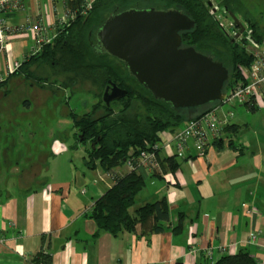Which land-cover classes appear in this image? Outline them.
I'll return each instance as SVG.
<instances>
[{
    "label": "crops",
    "instance_id": "obj_1",
    "mask_svg": "<svg viewBox=\"0 0 264 264\" xmlns=\"http://www.w3.org/2000/svg\"><path fill=\"white\" fill-rule=\"evenodd\" d=\"M22 3V9L8 17L9 28L29 21L47 27L65 15L63 0ZM243 5L264 27V1L245 0ZM213 14L224 26H233L228 12ZM47 30L53 39L56 30ZM11 36L7 56L11 62L22 61L35 43V34ZM259 51L264 52V43ZM6 65L5 54L0 55V74ZM236 106L230 123L235 133L228 135L238 149L222 143L201 155L188 140L180 158L173 133L165 132L160 135L157 157L176 158L175 173H165L173 183L147 168H136L144 186L135 196L132 211L161 198L167 201L169 220L158 233L151 231L149 222L117 236L97 234L88 216L90 208L114 181L100 167L85 166L84 150L74 158L66 138L49 139L41 167L21 164L14 151L9 156L1 154L0 238L5 245L0 246V264H32L31 257L42 251L51 256L50 264H204L239 250L264 264V248L247 241L251 234L261 245L264 242V102L252 109ZM67 124L66 119L60 121ZM116 171L127 173L128 164ZM243 207L251 214L244 213Z\"/></svg>",
    "mask_w": 264,
    "mask_h": 264
},
{
    "label": "trees",
    "instance_id": "obj_2",
    "mask_svg": "<svg viewBox=\"0 0 264 264\" xmlns=\"http://www.w3.org/2000/svg\"><path fill=\"white\" fill-rule=\"evenodd\" d=\"M144 1L157 3L160 6L150 7L158 9H177L195 22L192 30L181 34L182 45L193 47L197 52L230 66L225 91L240 80V68L249 66L254 59L249 42L262 44L264 41V27L246 10L243 5L245 0H95L92 3L86 0H63L65 21L57 26L53 39L36 54L26 56L16 70L0 81V88L16 77H22L35 85L40 83L41 78L29 71L37 63L48 64L66 73L67 82L62 84L66 88L84 82L102 88L95 96L97 102L91 105L89 111L79 114L70 110L67 118L71 123L69 137L73 139L69 147L75 150L82 146L85 166L90 169L100 167L114 181V185L94 202L88 215L97 227V234L103 232L117 236L121 232H132L137 225L143 227L149 222H152L151 231H162V226L169 220L165 198L132 211L135 196L144 186V180L136 170V158L159 142L163 133L176 132L188 121L200 118L214 105L221 103L190 110L174 109L168 103L155 99L132 77L124 76L122 69L109 56L98 51L95 32L104 21L112 14L129 8H144L140 5ZM212 9L228 12L243 24L245 31L240 38L234 39L231 36L234 34L220 25ZM234 30L238 32V29ZM108 81L126 89L127 94L106 106L101 92ZM246 106L254 108V105ZM232 108L222 107L225 112H233ZM197 110L199 112L192 116V111ZM234 127L229 124L225 128L227 135L235 133ZM213 144L219 148L222 141L215 140ZM227 145L238 149L232 140ZM157 158L158 170L149 169L153 175L161 177L167 172L175 173L178 168L175 157ZM124 164L131 165V169L118 174L117 168ZM31 262L50 264L51 256L42 251L33 255ZM204 264L260 263L248 252L239 250L233 255H221Z\"/></svg>",
    "mask_w": 264,
    "mask_h": 264
},
{
    "label": "water",
    "instance_id": "obj_3",
    "mask_svg": "<svg viewBox=\"0 0 264 264\" xmlns=\"http://www.w3.org/2000/svg\"><path fill=\"white\" fill-rule=\"evenodd\" d=\"M228 16L238 39L245 28L234 15ZM194 25L177 9L129 8L104 21L95 32L96 46L120 62L155 99L178 110L200 108L224 99L229 71L211 56L182 45L181 34ZM126 94V89L108 81L102 99L108 106Z\"/></svg>",
    "mask_w": 264,
    "mask_h": 264
},
{
    "label": "rangeland",
    "instance_id": "obj_4",
    "mask_svg": "<svg viewBox=\"0 0 264 264\" xmlns=\"http://www.w3.org/2000/svg\"><path fill=\"white\" fill-rule=\"evenodd\" d=\"M140 5L145 8L158 4L144 1ZM231 30L235 34V30ZM224 66L229 70V65ZM29 71L41 78L38 86L16 77L0 88V156H9L14 151L21 164L41 167L44 155L49 151V139L66 138L67 146L72 144L69 137L71 123L65 126L60 125V121L67 120L70 110L79 114L89 111L91 105L97 102L95 96L102 88L87 82L66 88L62 84L67 82V74L44 63L32 65ZM106 86L101 92L102 97ZM237 107L232 108L234 114ZM196 112L199 111H192V116ZM83 150L81 146L71 151L75 158ZM73 163L76 164L74 160ZM42 177L45 175L42 174Z\"/></svg>",
    "mask_w": 264,
    "mask_h": 264
},
{
    "label": "built area",
    "instance_id": "obj_5",
    "mask_svg": "<svg viewBox=\"0 0 264 264\" xmlns=\"http://www.w3.org/2000/svg\"><path fill=\"white\" fill-rule=\"evenodd\" d=\"M89 5V4H88ZM22 0H0V55L5 54L7 58V65L4 67L3 73L0 74V81L6 76L10 75L14 70L19 67L20 61H13L8 53V40L16 32L32 31L35 34V43L29 50V55L36 54L42 46L49 43L52 37L49 36L47 28L57 30V26L61 25L65 21V15L59 18L57 24L53 23L47 27H38L29 21L28 23L18 26L14 29L9 28L7 25V19L10 15L18 12L22 9ZM220 25L232 32L231 27L224 26L221 22ZM234 29V28H233ZM233 34V32H232ZM264 41L262 42V44ZM255 42H249V50L254 55V59L249 66L240 68V80L228 88L225 91V97L220 104L214 105L209 111H207L200 118H196L188 121L181 129L177 130L172 135V142L176 148L177 154L180 158L186 148L188 140H192L196 150L202 155L211 152L214 149L213 142L215 140H221L222 143L227 144L232 138L231 135H227L225 128L230 124L234 118L232 111H224L223 106L232 108L236 105H254L258 106L264 102V52L259 51V46ZM162 148L159 142L152 145L149 151H144L136 158V168H147L158 170L156 159L157 153ZM131 169V165H128ZM167 182L173 183L169 175L162 174ZM92 209V207L90 208ZM242 211L246 214H251V210L246 207L242 208ZM247 241L253 243L258 248H264V242L261 245L259 240L254 235H247ZM4 241L0 238V246H3ZM224 252L225 249L221 248ZM207 257H211V252H207Z\"/></svg>",
    "mask_w": 264,
    "mask_h": 264
},
{
    "label": "flooded vegetation",
    "instance_id": "obj_6",
    "mask_svg": "<svg viewBox=\"0 0 264 264\" xmlns=\"http://www.w3.org/2000/svg\"><path fill=\"white\" fill-rule=\"evenodd\" d=\"M115 14V13H114ZM110 59L112 60V62H114V64L118 67L119 66V68L120 69H122V71H123V75L125 76V74L126 75H128L130 78L132 77V76H130L129 74H128V72H127V70L124 68V66L120 63V62H118L116 59H114V58H111L110 57ZM119 69V70H120ZM133 78V77H132ZM134 79V78H133ZM113 83V82H112ZM115 84V83H114ZM106 88V87H105ZM121 89H123V88H121ZM108 92H110V89L108 90Z\"/></svg>",
    "mask_w": 264,
    "mask_h": 264
}]
</instances>
